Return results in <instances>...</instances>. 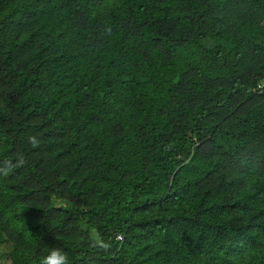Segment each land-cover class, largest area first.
<instances>
[{
  "label": "trees",
  "instance_id": "16d2710c",
  "mask_svg": "<svg viewBox=\"0 0 264 264\" xmlns=\"http://www.w3.org/2000/svg\"><path fill=\"white\" fill-rule=\"evenodd\" d=\"M0 104L36 247L62 211L71 264H264V0H0Z\"/></svg>",
  "mask_w": 264,
  "mask_h": 264
},
{
  "label": "rangeland",
  "instance_id": "374dc122",
  "mask_svg": "<svg viewBox=\"0 0 264 264\" xmlns=\"http://www.w3.org/2000/svg\"><path fill=\"white\" fill-rule=\"evenodd\" d=\"M0 113H7L6 108L0 104ZM44 175L51 180L52 171L50 161L47 164L43 163ZM0 264H14L13 252L15 249L23 251L28 257L26 264H39L41 257L48 254V249L57 248V240H67L71 245L79 241L80 235L72 232L69 235L57 234L55 231L56 226L64 220V213L56 211L51 214L46 220H40L39 226L43 230L45 236L42 239L40 235L39 245L36 247L28 237V231H20V228L12 224L11 217L14 213L28 205H35L40 209H48L49 203L47 200L38 198L20 199L18 194H24L22 187L34 188L35 186L22 173H15L12 165L0 163ZM81 198V197H78ZM45 220V222H44ZM33 230H31L32 232ZM35 234V233H34ZM62 249V248H60ZM65 252V251H64ZM66 253V252H65Z\"/></svg>",
  "mask_w": 264,
  "mask_h": 264
},
{
  "label": "clouds",
  "instance_id": "9594fccd",
  "mask_svg": "<svg viewBox=\"0 0 264 264\" xmlns=\"http://www.w3.org/2000/svg\"><path fill=\"white\" fill-rule=\"evenodd\" d=\"M28 142L33 147H38L40 143L34 136L28 137ZM39 264H71V261L67 253H65L62 249L50 248L48 249V254L41 257Z\"/></svg>",
  "mask_w": 264,
  "mask_h": 264
},
{
  "label": "built area",
  "instance_id": "2783aa9c",
  "mask_svg": "<svg viewBox=\"0 0 264 264\" xmlns=\"http://www.w3.org/2000/svg\"><path fill=\"white\" fill-rule=\"evenodd\" d=\"M263 87V84L262 85H259V88Z\"/></svg>",
  "mask_w": 264,
  "mask_h": 264
}]
</instances>
